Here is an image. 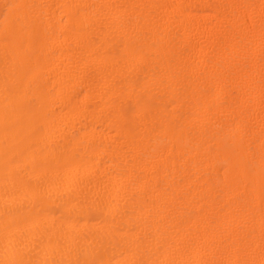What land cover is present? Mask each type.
Wrapping results in <instances>:
<instances>
[{"label":"bare ground","instance_id":"obj_1","mask_svg":"<svg viewBox=\"0 0 264 264\" xmlns=\"http://www.w3.org/2000/svg\"><path fill=\"white\" fill-rule=\"evenodd\" d=\"M0 264H264V0H0Z\"/></svg>","mask_w":264,"mask_h":264}]
</instances>
